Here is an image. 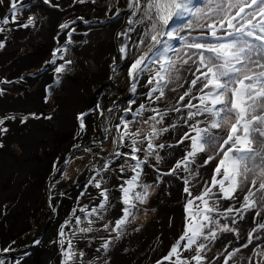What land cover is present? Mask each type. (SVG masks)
Segmentation results:
<instances>
[{"label": "rangeland", "instance_id": "374dc122", "mask_svg": "<svg viewBox=\"0 0 264 264\" xmlns=\"http://www.w3.org/2000/svg\"><path fill=\"white\" fill-rule=\"evenodd\" d=\"M96 1H99V4L103 6L100 13L91 16L76 12L67 13V10L62 14L54 13L57 15V20L52 26L53 29H48L44 20L48 18L50 13L40 14L37 12L36 14L35 6L39 7L38 3H46L47 6L62 10L63 6L68 9L72 5L70 1H66V4L61 5L53 3L51 0L49 2H45V0H22L21 10L17 13L18 22L0 25L5 28V31L0 32V43L3 44V47H0V55L5 53L4 45H8L14 40L15 26L25 23L30 16L35 17V25L29 26L31 27L29 31L33 32V37H30L32 32L24 33L23 38L25 39L18 53L28 55L30 53L26 51L35 53L37 43L39 46L46 45L41 57L36 58V61L28 62L18 75L12 76L10 70L6 69L10 63L14 62V59L3 58L7 61L0 62V96L25 97L26 90L32 91L37 88V83H30L28 77L35 76L49 66L55 68L60 65L65 66V70L58 73L62 84L68 82L69 79L66 78L68 74H74L72 77L79 74L82 76L81 78L85 79L83 86L80 85L83 81L75 85L81 104L74 107L73 127L70 129V133L60 140H55L56 150H51L44 143L37 145L36 155L43 160H49L43 175L38 179L30 172H26L20 177V171L14 169L8 174L7 181L0 182V191H8L0 202V260H3L4 264H62L63 257L60 242L63 240L65 242L64 247L67 248L69 239L72 242L74 251L77 253L73 264H89L90 261H93L94 264H158V261H161L168 254L171 246L182 234L187 223L188 213L185 206L187 200L191 197L183 191L185 187H182V185H185L184 178L191 181L188 187L191 189L193 196L202 190V185L211 178L209 176L212 175V172L203 174L200 171V161L205 155L203 153L197 158V163L191 165L193 171H199V176H190L188 172H184L182 177L177 172L168 174L175 163L180 160L179 157H182L181 155L175 157L177 153L171 151L169 153L171 156L170 161H164L162 152L167 147L178 144L177 141L180 139L172 137L171 141L161 142L165 139L170 140L167 137H162L168 132L160 134V139L153 141L156 145L164 144L165 146L162 149L154 148L153 155L148 156L145 160L148 143L145 137L151 131V125L154 122L149 121L146 124L144 121L155 115V113L145 111L142 116H137L136 111L141 103L146 104L149 108L155 107V103L153 104V101L147 100L145 96V93L151 87L146 84L147 74L139 81L136 93H132L130 90L131 79L127 70L129 61L122 59L120 52L111 54L110 61L105 62V65H107L105 69L95 59L87 58L84 63L85 70L82 67L81 71V67L75 58L76 47L84 43L81 35L94 30L95 24L104 23L109 19L115 20L121 14L124 19L123 25L118 31L120 33L128 26L127 20L130 18L126 0ZM8 4L9 0H3L0 3V19L10 16ZM117 12L119 15H117ZM71 21H74V23L70 24V28L64 29L61 27L62 24ZM143 27L136 26V32H133L134 36L131 41L119 36L117 40L119 48L122 44L128 43L130 55H140L146 52L147 47L145 46L135 47L140 39ZM71 29H75V31L72 32L71 42H69L68 32ZM181 35H187V31L181 33ZM173 43L179 46L181 42L174 41ZM65 47L67 48L66 52L56 54V63H49L54 58L53 52L57 48L64 49ZM61 56L63 58H60ZM66 61H71V63L66 64ZM181 76L186 78L183 71ZM75 77L73 79L77 81ZM180 83H183V79ZM173 87H177V85L170 84L168 89H165V102L160 111H167L168 115L164 118L163 124L156 125L158 129L168 127L170 123H175L180 127L185 123L180 121V117L186 115L182 110L181 112L170 113V109L174 107L182 108L183 104L187 103V98L184 102L178 101V96L184 92V87L177 88L176 92L169 91ZM56 91L57 93H52V88L48 86L47 90L42 93V100L46 104L47 110L51 112L58 107L56 96L61 89L58 88ZM62 92L66 94L64 91ZM170 93H173V95L170 96ZM131 101L136 103L130 105ZM192 103L198 104L199 101H192ZM129 106L132 108L130 113L125 111ZM82 113H87L84 117L85 126L83 130L80 127V121L77 119ZM17 115L22 119L33 114L20 112ZM3 117L4 114L0 111V118ZM122 118L131 121L128 125V132L139 130L141 133L136 138L138 141L136 146L141 151L135 153L144 161L141 165L142 172L138 183L149 187L146 200L143 203L135 202L136 207L132 209L133 215L128 218L130 222L124 228L123 234L117 238V232L112 230L114 222L122 218V208L127 207L122 202L123 193L120 186L123 184L126 187V181L135 175L131 166L136 163L130 158V155H126L131 153V141L127 138L123 142L119 140L120 133L117 131L116 125L120 124L121 131L124 130ZM15 119L18 118L15 117ZM199 119H206V117H200ZM88 120H91L90 125L87 124ZM201 126L203 127V125ZM6 142L5 144L11 152L16 155L23 154L24 148L21 140L14 138L13 140H6ZM116 153H121V155L117 156ZM47 154L51 157H47ZM156 154L161 157L159 162L155 159ZM218 161L219 157L209 165L212 166ZM105 165H107L106 168ZM210 171H212V167ZM98 172L99 175H97ZM167 175L178 177L167 179ZM93 177H95V181L101 182L100 189L94 186ZM175 180L179 181V187L176 186V188H180V196L177 197L176 203L182 205L183 210L180 211L177 217L174 213L169 214V224L164 228L159 221H162L168 215L159 207L157 201H161L166 194H170L166 192L169 190H165V185L167 186ZM33 182H36V185L38 182V192L36 191L35 194L27 197V187ZM103 189L108 190L109 199L105 208L100 209L99 205L104 203L100 195ZM135 191L143 192L144 189L141 186L137 187ZM115 192H118L119 195ZM199 203V201H196V204ZM233 203L237 207L240 206L238 201H221V207ZM94 207L97 208L99 215L88 216L86 212L81 211V209H87L88 212H91ZM13 209H17L18 216H16V219L12 218ZM193 210H195V205ZM77 217L81 221L79 224L76 223ZM262 217H264V213H262ZM89 220L93 221L91 225L88 223ZM176 220L178 226L173 232L172 225ZM67 221H71V223H66ZM230 222L231 218L221 220L222 224ZM110 223L111 226L105 230L103 226ZM243 224L245 223L238 222L235 225L240 230L239 237H236L233 233H221L218 234L219 238L217 240L209 243L208 249L202 253L206 257L204 264H223V260L228 253L233 252L236 248H240V251L233 256L229 264H248L249 259L252 260V264H257V261L264 259L261 256H253L254 252L261 250V247L264 246V232L257 233L256 235L260 236V239H256L254 236L252 244L244 248L242 245L247 242V232L254 227L255 222L249 225ZM89 226L93 229L91 232L79 231L80 228ZM62 228L65 234L63 237L60 236ZM242 228L245 230L242 231ZM166 229H169V231L166 232ZM106 240L111 242L109 248L105 250L102 244ZM225 248H227V252L224 251ZM5 249H8V251H5ZM81 251L84 253L82 259L78 255ZM183 257L187 258L184 255ZM164 264H170V262L164 261ZM192 264H195V261Z\"/></svg>", "mask_w": 264, "mask_h": 264}, {"label": "snow or ice", "instance_id": "6c2138e0", "mask_svg": "<svg viewBox=\"0 0 264 264\" xmlns=\"http://www.w3.org/2000/svg\"><path fill=\"white\" fill-rule=\"evenodd\" d=\"M2 2L3 0H0V3ZM79 2L83 3L84 0ZM126 4L130 12V18L127 20L129 27L117 35L131 41L129 33L136 32V26H144L135 47H147V51L140 55H130L128 43L122 44L119 48L121 58L129 61L128 76L133 81L131 92L136 93L137 85L145 74H147L146 84L151 86L145 93L149 101H159L164 98L165 89H168L170 84L177 85L169 89L172 92H176L177 88H183L184 84L189 85L178 96L179 102H184L187 98V103L183 104L187 114L181 117L187 130L177 141L178 144H185L186 141L189 143L181 159L168 174L181 170L188 172L190 176H199V171H193L191 165L197 163L200 154H205L200 161V167L209 165L219 157L218 163L212 164L210 180L202 185V190L195 196L188 187L191 181L184 178L183 191L191 197L185 206L188 213L187 223L168 254L158 261V264H164V261L170 264H192L193 261L195 264H204L206 257L202 253L208 249L209 243L217 240L218 234L221 233H233L239 237L240 230L235 225L251 211L254 213L255 225L247 232V242L242 245L247 248L252 244L254 236L260 239L256 234L264 230V217H262L264 213V0H126ZM21 7L22 0H9L10 16L0 19V25L17 23V13ZM71 23L74 21L66 22L61 27L68 29ZM34 25L35 17L30 16L20 26L27 28ZM196 30L199 32L193 36L192 32ZM3 31L5 28L0 26V32ZM73 31L75 29L68 32L69 42ZM186 31L187 35H181ZM174 41L181 43L177 46ZM0 47H3L2 43ZM66 51V47L57 48L53 52V60L49 63L55 64L56 54ZM65 63L70 64L71 61ZM64 70V65L55 68L57 73ZM182 71L185 77L191 75L192 78H183ZM182 79L183 83H180ZM135 103L131 101L130 105ZM125 111L132 112L131 106ZM145 111L155 113L144 121L146 124L149 121L154 122L151 131L145 137L148 140L146 160L148 156L153 155L154 148L164 147V144L156 145L153 141L159 139V135L168 132L170 128L175 129L177 125L170 123L168 127L158 129L156 125L164 123L168 112H161L141 103L136 115L142 116ZM170 111L181 112V108L174 107ZM86 115L87 113H82L77 117L82 130ZM9 119H15V116L0 118V126ZM23 119L26 121L27 117ZM130 123L131 121L122 118L123 131L120 124L116 125L120 133V142L126 138L131 141V153L126 155H130V158L136 162L131 166L135 175L126 181V187L123 184L120 186L123 193L122 202L127 207L123 208L122 218L114 222L112 230L117 232V238L123 234L124 228L130 222L128 218L133 215L135 202L143 203L146 200L149 187L138 183L144 161L135 153L141 151L136 146L138 143L136 138L141 133L139 130L128 132ZM6 131V128L0 127V132ZM116 155L119 156L121 153ZM155 159L159 162L160 155L156 154ZM94 186L100 189L101 182L95 181ZM141 186L143 192L135 191ZM237 193L241 195L238 196ZM100 195L104 203H101L99 208L104 209L109 199L108 190L103 189ZM196 201L200 203L196 204ZM221 201H238L240 206L237 207L233 203L222 208ZM194 205L195 210H193ZM81 211L86 212L88 216L99 215L95 207L91 212L87 209ZM230 218V223H221L222 219ZM80 222V218L77 217L76 223ZM88 223L91 225L93 221L89 220ZM110 226L111 223L103 227L106 230ZM92 230L91 226L79 229L80 232ZM64 235L62 228L60 236ZM110 242L106 240L102 244L103 249H108ZM60 243L62 264H73L77 253L73 249L71 240L67 241V248L64 247L63 240ZM185 251L193 254L185 258L183 257ZM224 251L227 252V248ZM239 251L240 248H236L233 252H229L223 264H229ZM78 255L82 259L84 253L81 251ZM253 256L264 257V246L254 252ZM0 264H4V261L0 260ZM89 264L94 262L90 261ZM248 264H252L251 259ZM257 264H264V259L257 261Z\"/></svg>", "mask_w": 264, "mask_h": 264}, {"label": "bare ground", "instance_id": "6f19581e", "mask_svg": "<svg viewBox=\"0 0 264 264\" xmlns=\"http://www.w3.org/2000/svg\"><path fill=\"white\" fill-rule=\"evenodd\" d=\"M53 3L64 5L66 1H70L69 8H65L63 6L62 10H58L55 7L47 6L46 3L37 4L39 7L35 6L36 14L37 12L40 14H45L44 12H48V18L44 20L46 27L49 29H53L52 26L55 24L57 20V15L54 13L62 14L67 10V13H82L83 15H93L95 13H100L103 9V6L99 4V1L93 2L90 0H84L83 3H80L79 0H51ZM43 8V9H41ZM80 15V14H75ZM123 16L117 17V19L112 22L106 23H98L95 24L96 27L94 30L87 34L81 35L84 39V43L78 45L75 51V58L77 59L80 69L82 71V67L85 70V61L87 58H93L98 63H100L103 69L106 68V61H110L111 54L113 52L118 53L117 46V34L120 27L123 25ZM28 29L21 27L20 25L15 26L14 32V40H12L8 45H4L5 53L0 55V62H6L3 58L14 59L13 63H10L6 69H9L11 75H18L22 68L26 66L28 62L36 61L41 57L43 52L45 51L46 45H35V53H31L30 51H26L30 53L20 54L18 50L23 43L24 33L32 32ZM133 33V32H132ZM25 34V35H27ZM134 36V34H133ZM132 36V37H133ZM30 37H33V32L30 34ZM38 46V47H37ZM37 58V59H36ZM74 74H68L66 76L68 82L66 84H62L61 79L58 76V73L55 72V67L49 66L45 68L44 71L37 73L33 77H28L30 83H37V88L35 90H26L25 97H13L7 95L6 97L0 96V111L3 112L5 116H15L18 119H9L6 120L4 125L0 126L6 128V132H0V182L3 183L7 181L8 174L14 170L18 169L20 171V177L24 175L26 172H30L38 179L43 175L46 171L49 160H43L39 158L35 150H37V145L39 143L47 144L51 148V150H56L55 140H60L64 136L70 133V129L73 127V110L75 105L81 104L80 97H78V92L76 90V84L80 83V85L84 84L85 79L81 78L79 74L74 77L77 78L75 81L72 77ZM189 76V75H188ZM188 79H191L190 77ZM79 85V86H80ZM48 86L52 88V93H57L56 89H61L60 93L56 96V101L58 107L55 111L51 112L47 110L46 104L42 100V93L47 90ZM83 86V85H82ZM189 87V85H188ZM64 91L66 94H64ZM172 93H170L171 96ZM25 112L31 113L32 116L27 117L25 121L23 118L21 119L17 113ZM21 121H20V120ZM88 125L91 124V120H88ZM180 126H176L175 129H171L168 131V135L171 136L175 133V131ZM44 136V137H43ZM54 137H56L54 139ZM19 139L22 142V147L24 148L22 155H16L11 152L10 148L7 146L6 140ZM189 142L183 144L180 147V151L184 154L186 145ZM174 151L178 153V149L168 148L162 152L164 161H168L171 156L169 153ZM177 155V154H176ZM47 157H51L47 154ZM211 165L207 167H201L200 171L202 173H211ZM178 177V176H177ZM174 177L173 179H176ZM211 176H209L210 178ZM179 181L175 180L171 181V184L165 185V190H169L170 194H166V196L160 201H157L159 207L167 213L163 220L159 221L162 227L169 224V214H175V216H179L180 211L183 210L182 205L176 203V199L180 196V188L177 189ZM38 185V182H37ZM36 182H33L28 186V191L26 196L29 197L32 194L38 192V187ZM185 185H182V187ZM179 187V186H178ZM8 191L3 190L0 191V202L1 198L7 195ZM119 195L118 192H115ZM237 195H241L237 193ZM225 202V201H222ZM227 202H235V201H227ZM123 209V208H122ZM12 218L16 219L18 216L17 209H13ZM239 220V218L237 217ZM239 222L243 225H249L252 222H255L253 219V212L249 211L245 214L243 220H239ZM178 222L177 220L173 222L172 230L173 232L177 229ZM165 228V227H164ZM245 229L242 228V231ZM169 229H166L168 232ZM264 232V230H262ZM264 235V234H263ZM193 253L185 251L183 253L184 256L190 257ZM118 255V254H116ZM120 256V255H118ZM122 257V256H120Z\"/></svg>", "mask_w": 264, "mask_h": 264}, {"label": "flooded vegetation", "instance_id": "af4514ba", "mask_svg": "<svg viewBox=\"0 0 264 264\" xmlns=\"http://www.w3.org/2000/svg\"><path fill=\"white\" fill-rule=\"evenodd\" d=\"M120 17H121V14H120ZM117 19V18H116ZM122 27V26H121ZM120 27V28H121ZM129 27V25L127 26V27H125V30L127 29ZM124 30V31H125ZM129 35L131 36V38H132V36H133V33H129ZM118 35H117V40H118ZM117 46H118V42H117ZM118 49H119V46H118ZM118 52H119V50H118ZM117 53V52H116ZM42 72V71H41ZM192 78L191 77V75H189V76H186V78L188 79V78ZM132 80L130 81V84H132ZM188 88V84H184V88H183V90L185 91V89H187ZM130 90H131V85H130ZM173 95V93L171 94V96ZM167 97V96H166ZM165 97L164 98H162L161 100H159V101H155L154 102V100H153V104L155 103V107L154 108H156V109H162L163 108V106H164V102H165ZM151 108H153V107H151ZM181 110H182V112H184V113H186L187 114V109H184L183 107L181 108ZM193 111H195V109H193ZM173 112H175V111H171L170 113H173ZM184 116V115H183ZM200 118V117H199ZM180 121H184V120H182L181 119V117H180ZM183 123V122H182ZM187 127H186V125H185V123H183L182 125H181V127H179L176 131H175V133L173 134V135H171V136H169L168 135V133H166L164 136L162 135V137H167L168 139H170V140H162L161 142H164V141H171V138L172 137H175V139H177V138H180L181 136H182V134L185 132V129H186ZM160 139V138H159ZM174 139V140H175ZM169 145H171V143H169ZM177 146V145H180V146H177V147H175V146ZM165 146V145H164ZM174 146V147H173ZM181 146H183V144H173L171 147H167L166 149H168V148H173V149H178V153H177V155L175 156V157H177V156H182L183 155V153L180 151V147ZM165 149V150H166ZM179 159H181V157H179ZM168 161H170V160H168ZM177 173H178V175H181V177L183 176V174H184V171H181V170H178L177 171ZM174 177H177V176H174V175H170V176H166V178L167 179H169V178H174ZM116 238V237H115Z\"/></svg>", "mask_w": 264, "mask_h": 264}, {"label": "clouds", "instance_id": "9594fccd", "mask_svg": "<svg viewBox=\"0 0 264 264\" xmlns=\"http://www.w3.org/2000/svg\"><path fill=\"white\" fill-rule=\"evenodd\" d=\"M109 21H110V22H112V21H113V19H109V20H108V21H106V22H109ZM106 22H104V23H106Z\"/></svg>", "mask_w": 264, "mask_h": 264}]
</instances>
